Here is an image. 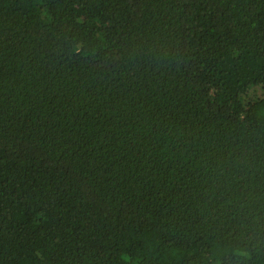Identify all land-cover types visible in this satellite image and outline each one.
<instances>
[{"label":"trees","instance_id":"trees-1","mask_svg":"<svg viewBox=\"0 0 264 264\" xmlns=\"http://www.w3.org/2000/svg\"><path fill=\"white\" fill-rule=\"evenodd\" d=\"M0 264H264V0H0Z\"/></svg>","mask_w":264,"mask_h":264}]
</instances>
